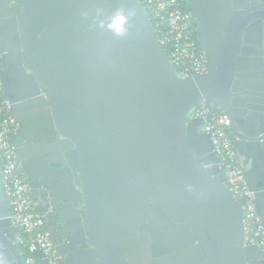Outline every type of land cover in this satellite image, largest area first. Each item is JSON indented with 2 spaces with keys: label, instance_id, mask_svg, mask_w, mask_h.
Wrapping results in <instances>:
<instances>
[{
  "label": "water",
  "instance_id": "1",
  "mask_svg": "<svg viewBox=\"0 0 264 264\" xmlns=\"http://www.w3.org/2000/svg\"><path fill=\"white\" fill-rule=\"evenodd\" d=\"M184 1L207 56L193 77L178 75L141 0H0V106L19 123L17 160L43 220L51 206L74 218L58 236L43 226L60 264H83L84 245L66 252L64 234L72 250L89 234L117 243L147 217L191 231L201 264H264L201 120L189 118L202 101L229 117L264 229V0ZM118 14L123 36L109 27ZM14 234L0 182L2 264H23Z\"/></svg>",
  "mask_w": 264,
  "mask_h": 264
},
{
  "label": "built area",
  "instance_id": "2",
  "mask_svg": "<svg viewBox=\"0 0 264 264\" xmlns=\"http://www.w3.org/2000/svg\"><path fill=\"white\" fill-rule=\"evenodd\" d=\"M157 32L159 43L176 67L179 76L193 77L206 71L207 56L196 40V24L184 0H141ZM6 104V101H4ZM201 120L200 131L212 143L213 152L223 165L222 182L244 210L242 226L246 244L255 245L264 258V229L256 212L255 192L247 186L236 154L231 148L230 119L208 101L200 102L189 116ZM19 123L0 106V182L7 197L15 228L13 243L23 264H39L40 251L47 264H59V255L43 227L42 216L34 208L29 181L17 160L11 140Z\"/></svg>",
  "mask_w": 264,
  "mask_h": 264
},
{
  "label": "flooded vegetation",
  "instance_id": "3",
  "mask_svg": "<svg viewBox=\"0 0 264 264\" xmlns=\"http://www.w3.org/2000/svg\"><path fill=\"white\" fill-rule=\"evenodd\" d=\"M46 216L47 220L46 222L43 220V226L45 225L56 236L62 233L65 223L74 219L70 214L61 217L52 206L47 209ZM73 233L74 235L80 234L76 228ZM191 234L192 232H187L184 227L177 228V230L168 227L158 229L147 217L145 225H141L138 221L130 227L127 234L119 232L117 243L110 244L107 232L103 233L101 242L90 234L85 237L84 241L77 239L74 241V250L68 247L65 234L63 243L64 250L68 253H74L75 249L80 246L83 249L82 244L84 245V253L80 257L83 264H111L110 262L114 260L121 261L122 257L127 264H201L198 257L196 258L198 250L192 249L188 241L187 237ZM195 242L197 243V240ZM177 255L180 260L174 262ZM76 263L78 264L77 261Z\"/></svg>",
  "mask_w": 264,
  "mask_h": 264
},
{
  "label": "clouds",
  "instance_id": "4",
  "mask_svg": "<svg viewBox=\"0 0 264 264\" xmlns=\"http://www.w3.org/2000/svg\"><path fill=\"white\" fill-rule=\"evenodd\" d=\"M125 21V17L122 15H116L109 27L114 31L116 35L123 36L125 34V29L122 27ZM2 264V262H0Z\"/></svg>",
  "mask_w": 264,
  "mask_h": 264
},
{
  "label": "trees",
  "instance_id": "5",
  "mask_svg": "<svg viewBox=\"0 0 264 264\" xmlns=\"http://www.w3.org/2000/svg\"><path fill=\"white\" fill-rule=\"evenodd\" d=\"M230 135L232 136L231 132H230ZM19 249H20V251H22V252H23V250H22L21 248H19Z\"/></svg>",
  "mask_w": 264,
  "mask_h": 264
}]
</instances>
